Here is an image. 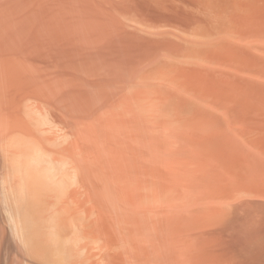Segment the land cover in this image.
Returning <instances> with one entry per match:
<instances>
[{
  "label": "bare ground",
  "instance_id": "obj_1",
  "mask_svg": "<svg viewBox=\"0 0 264 264\" xmlns=\"http://www.w3.org/2000/svg\"><path fill=\"white\" fill-rule=\"evenodd\" d=\"M0 264H264V0H0Z\"/></svg>",
  "mask_w": 264,
  "mask_h": 264
}]
</instances>
